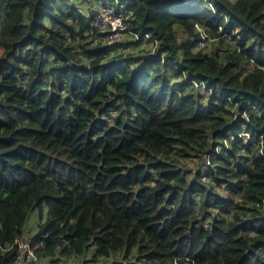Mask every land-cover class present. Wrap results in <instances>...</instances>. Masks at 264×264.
<instances>
[{
	"label": "trees",
	"instance_id": "trees-1",
	"mask_svg": "<svg viewBox=\"0 0 264 264\" xmlns=\"http://www.w3.org/2000/svg\"><path fill=\"white\" fill-rule=\"evenodd\" d=\"M78 1L0 0V264H264V0Z\"/></svg>",
	"mask_w": 264,
	"mask_h": 264
},
{
	"label": "built area",
	"instance_id": "built-area-1",
	"mask_svg": "<svg viewBox=\"0 0 264 264\" xmlns=\"http://www.w3.org/2000/svg\"><path fill=\"white\" fill-rule=\"evenodd\" d=\"M96 16H97L98 26L100 25L102 19H106L107 21H110L109 20L110 18L112 17L116 18V21H117L116 23H110V25L113 26L111 33L103 30V32L107 33L106 38L108 37L109 41L113 43V41H115L116 39V36L118 35L119 27L124 28V26L127 25L126 22L130 19L131 14H126L123 12H116L113 8L103 7V8H99ZM145 38L149 39L150 36H145ZM209 41L211 40L207 39V35L204 34L203 40L200 43L199 48L205 49ZM16 244L18 245V249H19V256H18L17 262L20 263V262L26 261L31 264H39V261L35 258L34 251L31 248V236L30 235L25 234L24 237L17 239Z\"/></svg>",
	"mask_w": 264,
	"mask_h": 264
},
{
	"label": "rangeland",
	"instance_id": "rangeland-1",
	"mask_svg": "<svg viewBox=\"0 0 264 264\" xmlns=\"http://www.w3.org/2000/svg\"><path fill=\"white\" fill-rule=\"evenodd\" d=\"M68 1L69 2H72L74 0H68ZM78 5L83 9V11L85 13L88 12V11H90L89 3H87V0H80V1H78ZM109 20L110 21H107L106 19H102L99 27L102 30H105L106 32L111 33L113 26H111L110 23H116L117 21H116V18L115 17H112ZM116 25H115V27H116ZM126 28H127L126 26H124V28L123 27H119L118 35L116 36V39L113 42H120V43H122V42H126V41H129L130 40V36H129L128 31H127ZM199 31H200V33H202V36H203L204 35L203 30L200 29ZM146 43H148V42H146ZM146 45H147V47H146L145 50H147V51H150V49L152 47V51L148 53V54H152L154 52V50H155V47L152 46L149 43L146 44ZM213 47H215V43L212 42V41H209L208 44H207L206 50L209 52V51H211L213 49ZM187 166H188V169L195 170V169H197L199 167L201 168L202 164H198L197 160H195L194 162H189ZM43 216H44V219L47 218L46 217V213H44ZM36 217H38V214L35 215V217L31 220L30 228H27L26 234H28L30 236L31 235H34L36 233V228H37V225H38V221L36 220ZM60 262L61 263H59V264H78V260H76V259L63 260V261H60ZM39 264H47V263L39 262Z\"/></svg>",
	"mask_w": 264,
	"mask_h": 264
}]
</instances>
